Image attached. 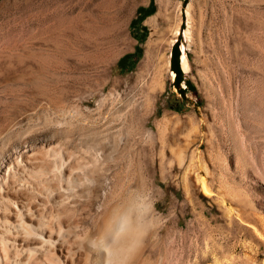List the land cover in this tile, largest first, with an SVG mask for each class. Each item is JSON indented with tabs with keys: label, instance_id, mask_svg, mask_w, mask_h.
<instances>
[{
	"label": "rangeland",
	"instance_id": "obj_1",
	"mask_svg": "<svg viewBox=\"0 0 264 264\" xmlns=\"http://www.w3.org/2000/svg\"><path fill=\"white\" fill-rule=\"evenodd\" d=\"M7 187L76 244L130 209L137 264H264V0H0Z\"/></svg>",
	"mask_w": 264,
	"mask_h": 264
},
{
	"label": "bare ground",
	"instance_id": "obj_2",
	"mask_svg": "<svg viewBox=\"0 0 264 264\" xmlns=\"http://www.w3.org/2000/svg\"><path fill=\"white\" fill-rule=\"evenodd\" d=\"M189 32V28L184 31L186 36ZM181 67L186 72L190 69L185 48ZM156 68L154 79L157 82L163 78V66ZM200 183L204 193L210 195L206 180L202 178ZM8 188L0 189V264H137L141 259L145 247L141 224L130 209L117 205L108 212L96 235L87 234L84 242L76 244L69 238L70 226L43 219L34 205L12 194Z\"/></svg>",
	"mask_w": 264,
	"mask_h": 264
},
{
	"label": "trees",
	"instance_id": "obj_3",
	"mask_svg": "<svg viewBox=\"0 0 264 264\" xmlns=\"http://www.w3.org/2000/svg\"><path fill=\"white\" fill-rule=\"evenodd\" d=\"M152 9H153V4L151 3L148 6V10L152 11ZM145 15L146 14H144V16ZM142 18H143V16H141L139 18V20L142 19ZM135 21H136V19L135 20H132V22H131L133 26H135L134 25ZM136 52H139V50H136ZM132 55L133 54H131V53H125L123 55V57H130ZM179 55H181L180 54V50H179V42L176 41L175 43H173L172 48H171V66H172V69L175 72L174 83L177 86L179 92L180 93H183V92H185V90H184L183 87H180V85H179L180 84V81L182 80V78H181L182 69H181V66H180ZM134 62H135V59H133L132 61H130L127 64V67L130 68L134 64ZM119 66H120L121 69H123L125 67V65H121L120 63H119Z\"/></svg>",
	"mask_w": 264,
	"mask_h": 264
},
{
	"label": "water",
	"instance_id": "obj_4",
	"mask_svg": "<svg viewBox=\"0 0 264 264\" xmlns=\"http://www.w3.org/2000/svg\"><path fill=\"white\" fill-rule=\"evenodd\" d=\"M180 66H181V64H180ZM181 69H182V67H181ZM183 70V69H182Z\"/></svg>",
	"mask_w": 264,
	"mask_h": 264
}]
</instances>
